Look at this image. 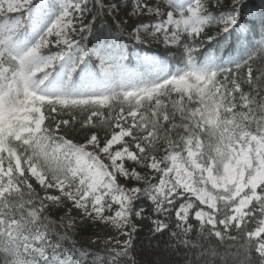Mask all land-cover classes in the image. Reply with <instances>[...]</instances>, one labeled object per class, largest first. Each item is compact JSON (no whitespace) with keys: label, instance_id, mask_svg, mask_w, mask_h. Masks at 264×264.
<instances>
[{"label":"snow or ice","instance_id":"6c2138e0","mask_svg":"<svg viewBox=\"0 0 264 264\" xmlns=\"http://www.w3.org/2000/svg\"><path fill=\"white\" fill-rule=\"evenodd\" d=\"M0 264H264V0H0Z\"/></svg>","mask_w":264,"mask_h":264},{"label":"trees","instance_id":"16d2710c","mask_svg":"<svg viewBox=\"0 0 264 264\" xmlns=\"http://www.w3.org/2000/svg\"><path fill=\"white\" fill-rule=\"evenodd\" d=\"M231 2V0H229V3ZM260 4V0H246V6H247V10L251 11L252 9H254L255 7L259 6ZM249 17L245 16V20L247 22H249L250 19H248ZM250 23V22H249ZM137 51H140V54H147V55H152V56H157V57H161L164 51V47H160V46H140L136 49ZM147 215V213H146ZM57 219H59V217H57ZM79 223V221H78ZM150 223V222H148ZM138 230H140L141 232V238L144 239L146 238L147 234H148V227L146 225H138ZM80 234H81V239H85L87 240L89 243H91L92 241H98L101 242L102 241L99 239L98 234H97V229L93 226H84L82 229L79 230ZM182 253L177 254L176 257H174V259H181L182 258Z\"/></svg>","mask_w":264,"mask_h":264},{"label":"rangeland","instance_id":"374dc122","mask_svg":"<svg viewBox=\"0 0 264 264\" xmlns=\"http://www.w3.org/2000/svg\"><path fill=\"white\" fill-rule=\"evenodd\" d=\"M247 17H249L248 19H250L249 22H250V24H251V22H252V17H251V16H247ZM251 38H252V37H251V35H250L249 39H251ZM255 39H257V40L259 39V29H258V27L256 28ZM152 45H154V46L164 47L163 44H160V45L152 44ZM146 46H147V45H146ZM97 234H98V237H99V239H100L101 241H103L104 239H110L109 236H107V235H105V234L99 232L98 230H97Z\"/></svg>","mask_w":264,"mask_h":264}]
</instances>
